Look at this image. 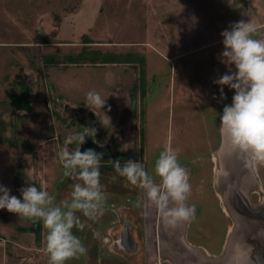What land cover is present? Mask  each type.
Segmentation results:
<instances>
[{
	"label": "rangeland",
	"instance_id": "1",
	"mask_svg": "<svg viewBox=\"0 0 264 264\" xmlns=\"http://www.w3.org/2000/svg\"><path fill=\"white\" fill-rule=\"evenodd\" d=\"M240 20L257 27L253 38H264V0H0V184L18 198L19 189L31 183L54 195L58 204L70 201L77 181L64 175L59 158L66 138L81 132L82 126H94L98 130L95 140L109 154L100 162L107 195L104 213L97 221L77 213L84 228H74L73 233L88 251L66 264L140 262L139 256L134 259L113 241L125 219L131 224L132 239L141 241L142 206L135 205L142 201V189L103 165L112 164L111 159L139 160L161 185L154 168L166 145L178 150L179 163L189 173L187 203L196 206L195 219L184 224L189 243L217 250L228 228L237 237L245 228L263 233L261 221L247 227L245 219V225L235 227L212 182L220 115L234 94L225 85L227 98L222 99L220 86L213 83L228 71L220 60V33ZM82 34L92 41L85 47L136 52L144 58L142 98L136 62L71 65L54 63L53 58L45 61L46 54L78 52L84 45ZM232 71H236L234 65ZM20 80L30 90L26 98L33 103L28 112L14 109L7 95L19 92ZM89 91L107 97L105 108L85 106ZM103 111L112 126L99 123L95 113L103 116ZM66 147L71 151L78 145ZM113 149L115 157L110 154ZM253 173L255 183L248 197L252 204L263 205L264 166ZM35 224L0 210V264H49L42 222L38 237L20 228ZM97 232L100 236L94 238ZM253 238V243L260 241L257 235ZM146 256V264H174L160 250ZM249 257V264H255L257 259Z\"/></svg>",
	"mask_w": 264,
	"mask_h": 264
},
{
	"label": "clouds",
	"instance_id": "2",
	"mask_svg": "<svg viewBox=\"0 0 264 264\" xmlns=\"http://www.w3.org/2000/svg\"><path fill=\"white\" fill-rule=\"evenodd\" d=\"M257 31L253 23L240 20L220 33L223 37L220 60L228 66V71L213 80L214 84L220 86L222 99L227 98L223 86L234 90L231 104L223 107L220 123L233 147L241 154L244 167L253 171L264 166V38H253ZM233 65L236 71H232ZM106 98L98 92L89 91L85 106L103 109L107 104ZM103 113V116L95 113L99 123L105 128L112 126L110 116ZM97 131L94 126H82L81 132L66 138L65 147L59 153L64 175L77 181L72 185L70 201L63 200L58 204L54 195L31 183L19 189L22 198H18L11 194L10 188L0 184V210L6 209L33 222H42L47 230L49 264H66L71 259L86 255L88 249L73 233L74 228H84L77 213L93 221L104 213L107 195L106 186L101 183L100 162L106 153L94 148L81 151V145L89 137L98 143L95 140ZM74 142L78 147L70 151L66 145ZM98 146L104 148L105 145L98 143ZM178 155V150L166 145L157 158L154 172L160 177L161 185L155 182L153 175L139 160L127 159L122 162L110 158L116 173L142 189L146 204L154 206L165 224L173 227L178 222L196 217V206L187 203L191 194L189 173L179 163ZM135 206L141 207L142 201L138 200ZM93 236L99 238L100 234L93 233Z\"/></svg>",
	"mask_w": 264,
	"mask_h": 264
},
{
	"label": "water",
	"instance_id": "3",
	"mask_svg": "<svg viewBox=\"0 0 264 264\" xmlns=\"http://www.w3.org/2000/svg\"><path fill=\"white\" fill-rule=\"evenodd\" d=\"M219 136H220L219 145L217 146L216 149L217 163L215 164V169L213 171V186L215 190L217 189L218 193L222 194V198H223V191L219 192L218 190L219 187L216 183L217 182L216 179L218 178V176L220 178H222V176L228 177L226 182H223L221 184L219 183V185L221 186L224 185L226 193L227 192L229 193L227 194L225 199L220 198V200L224 202V205L227 208V210L230 211V214L233 213L232 212L233 210H231L230 207L231 208L233 207L237 212H241V210H239L240 208H238V205L236 204L238 196L242 195L241 190L238 189V186L240 187L241 177L244 176V172H248L250 180L243 181L244 194L248 199L249 198L248 190L249 187L255 183V175L252 169L244 167L243 158L241 164L239 165L240 166L239 170L234 171L231 168L232 144L230 138L226 139L224 142L223 137L221 135V126L219 129ZM91 143L94 145L92 141ZM95 147H97V150H100L101 152H105L102 148L96 145ZM223 147H225V154L222 161L220 160V157L218 158V152H220ZM234 150L236 151L237 149L234 148L233 152ZM107 156L108 153L105 154L104 158ZM232 193H235V197H231ZM153 212H155V209H153V206L146 204V197L143 192L144 240L146 242V247H145L146 254L149 251H152L153 253L157 254V251L160 250L161 252L167 253L172 258L174 264H221L222 261L224 262L225 249L227 247L225 246V244L223 245V249L216 256H208V254L202 248L198 246H194L186 240L185 226H184L185 221L178 222L173 227L165 224L160 213L157 221H155ZM232 222L235 223V220L233 219ZM129 227L130 225L125 220L122 230H124L126 235H128L130 239V244L128 246L126 245L122 246L116 240L117 248L129 251L135 246L136 242L132 239V235L129 231ZM156 235H157V242L154 243V240L156 239ZM119 236H120V231L118 232L117 238Z\"/></svg>",
	"mask_w": 264,
	"mask_h": 264
},
{
	"label": "flooded vegetation",
	"instance_id": "4",
	"mask_svg": "<svg viewBox=\"0 0 264 264\" xmlns=\"http://www.w3.org/2000/svg\"><path fill=\"white\" fill-rule=\"evenodd\" d=\"M222 134H223V129L221 130V135ZM87 148H94L96 151L101 152L100 150H97V147H95V145H93L91 143V140L89 138H87V142L85 144L81 145V149H82L81 151H84ZM111 157H113V156L111 155ZM215 157H216V154H215ZM108 158H109V154H108ZM215 160H216V163H217V158ZM247 174H248V172H247ZM216 180H217L216 183H217V185L219 187V189H218L219 192L223 191V198H222V194L221 193L219 194V196H220L221 199H225L224 196L228 192L226 193L225 186L224 185L221 186V185H219V183L221 184L223 182H226L227 180H222V179H220V180L216 179ZM229 183H231V182H229ZM229 185H231V184H229ZM244 197H245L244 198L245 204H247L248 207L250 208V210L254 211V213H251V212H248V211H244L242 209L243 207H240L241 212H237L238 214H235L236 212L230 214V212L227 210L225 205H223L225 211L227 213H229L230 215H232V220L233 219L235 220L236 227L239 226V225H245L246 224L245 223V219L248 220L247 227H250L253 223H257V221H261V223L263 224L262 226H264V201L262 202L263 205H255V204L251 203L249 198L247 199L246 196H244ZM261 197H263V195H261ZM141 199H142V216H141V218H142V227H140L142 229L141 241L139 242L138 240L137 241L134 240L136 242L135 246L132 249H130L129 251H126V252L128 254L133 255L131 257H134V259L138 258V256H139L140 262H138V264H146L147 256H146V251H145L146 242L144 240L143 190H142ZM262 200H264V199H262ZM153 209H155L154 206H153ZM153 213H154L153 216L155 217L154 219H155V221H157V219L159 217V212L155 209V212H153ZM125 220L128 222L127 219H125ZM241 222H242V224H240ZM128 224L131 227V224L129 222H128ZM122 226H123V224H122ZM154 229H155V226H154ZM243 235H246V236L243 237ZM254 235H257V237L260 239V241H256L255 240L256 242L253 243L252 240L254 239L253 238ZM227 236H229V238H227ZM116 240L122 246L123 245L124 246L125 245L128 246L130 244V239H129L128 235H126L124 230L120 231V236ZM116 240L113 241V243H114V246L117 247ZM156 242H157V235H156V239L154 240V243H156ZM221 243H222L221 250L223 249V245L224 244H225V246H227L226 249H225V254L226 255L228 254V250H229V252L230 251L233 252L232 254H234V255L235 254L238 255V256H240L241 254L247 255L246 256L247 260L245 259L243 261L245 263H243V264H249V258H250L249 255H251L252 257H255V259H257L256 262H254L255 264H261V262L264 260V230H263V233H262L260 229L255 228L254 233H251V231H248L245 228V231H239L238 232V237H237V234L235 232L231 233V231H230V235H229V231L227 229V232L225 233V236H224L223 241ZM252 247L254 249H253V253L251 254L250 250L252 249ZM157 250H158V247H157ZM239 262H242V261L238 260V264H240ZM262 264H264V261H263Z\"/></svg>",
	"mask_w": 264,
	"mask_h": 264
},
{
	"label": "trees",
	"instance_id": "5",
	"mask_svg": "<svg viewBox=\"0 0 264 264\" xmlns=\"http://www.w3.org/2000/svg\"><path fill=\"white\" fill-rule=\"evenodd\" d=\"M84 45L80 48V50L76 53H69V54H63L61 56L58 55H51L47 56L45 55V61L51 62L52 58L54 63H66V64H82V63H89V64H113V63H135L137 64V78L139 83V90H140V98L144 95V89L141 87V85L144 83L143 77H144V58L136 54V52H127V53H113V52H101L97 49H92L85 47L86 45L90 44L92 41H90L85 34H82L80 36ZM20 89L19 92L14 96L11 94V92L7 93L9 95V100L12 102L11 105L16 110L21 111H30L31 107L28 103V99L26 98L29 94V88L26 86V84L20 80ZM137 87V86H136ZM133 88H135V85H133ZM143 109L141 108L139 113L141 114ZM3 140L2 136L0 135V143ZM116 149H113L111 151V155L113 157L116 156ZM103 167L108 168H114L112 164H104ZM17 185V184H16ZM21 195V194H20ZM22 198V197H21ZM39 222H36L34 226H20L21 229L27 230V231H33L36 237L39 235Z\"/></svg>",
	"mask_w": 264,
	"mask_h": 264
},
{
	"label": "bare ground",
	"instance_id": "6",
	"mask_svg": "<svg viewBox=\"0 0 264 264\" xmlns=\"http://www.w3.org/2000/svg\"><path fill=\"white\" fill-rule=\"evenodd\" d=\"M222 137H223V140H224V142H225V140L226 139H229V136H228V133H227V131L225 130V129H223V134H222ZM233 149H234V147H233V145H232V148H231V150H232V164H231V168L234 170V171H236V170H239L240 169V164H241V161H242V156H241V154L239 153V151L238 150H234V152H233ZM221 152V153H220ZM220 152H218V158L220 157V160H222L223 161V158H224V154H225V147H223L222 148V150L220 151ZM217 157H215V159H216ZM240 176V175H239ZM227 178L228 177H223L222 176V178H220L219 176H218V178L217 179H222V180H227ZM250 180V177H249V174H247V172H244V176H242L241 177V180H240V187L238 186V189H240L241 190V194L242 195H239L238 196V199H237V202H236V204L238 205V208H240V207H243L242 209L244 210V211H248V212H251V213H254V211H252V210H250V208L248 207V205L247 204H245V201H244V196H245V194H244V190H243V181H245V180ZM235 185V184H234ZM227 194H229V193H227ZM227 194H225V196L224 197H226L227 196ZM231 197H235V193H232V195H231ZM240 210V209H239ZM230 212V211H229ZM261 212V211H260ZM263 212V211H262ZM259 213V212H258ZM232 214V213H231ZM235 227H236V224H235ZM229 231H231V230H229ZM243 247V246H242ZM236 249V248H235ZM233 252H229V250H228V254L226 255L225 254V259H224V262L222 261V260H220V261H222L221 262V264H238V260H241L242 262H239L240 264H243V263H245V262H243L245 259H246V256L247 255H243V254H241L240 256H238V255H234V254H232ZM250 256V255H249ZM238 259V260H237ZM247 260V259H246Z\"/></svg>",
	"mask_w": 264,
	"mask_h": 264
},
{
	"label": "crops",
	"instance_id": "7",
	"mask_svg": "<svg viewBox=\"0 0 264 264\" xmlns=\"http://www.w3.org/2000/svg\"><path fill=\"white\" fill-rule=\"evenodd\" d=\"M66 64V63H65ZM82 64H84V63H82ZM71 65H78V64H71ZM27 85V84H26ZM30 99V98H29ZM28 99V103H29V105H30V107H31V105H32V103L33 102H31L30 103V100ZM105 152H107V149L104 147V148H102ZM215 154V153H214ZM215 167V166H214ZM213 171H214V169H213ZM214 190H215V188H214ZM216 191V190H215ZM216 193H217V191H216ZM230 230V228H228V231ZM193 245V244H192ZM200 245V244H199ZM194 246H196V245H194ZM199 247V246H198ZM203 247V248H202ZM202 247H200V248H202L207 254H208V256H216L219 252H220V250H221V247H222V245H221V247H219L217 250H209L208 248H206L205 246H202Z\"/></svg>",
	"mask_w": 264,
	"mask_h": 264
}]
</instances>
